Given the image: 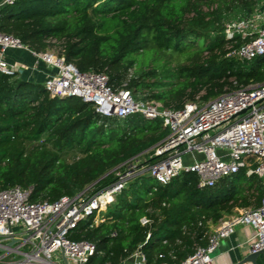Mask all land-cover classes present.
Segmentation results:
<instances>
[{
    "label": "trees",
    "instance_id": "trees-1",
    "mask_svg": "<svg viewBox=\"0 0 264 264\" xmlns=\"http://www.w3.org/2000/svg\"><path fill=\"white\" fill-rule=\"evenodd\" d=\"M263 1L17 0L0 8V31L37 53L59 43L81 72L105 73L114 88L128 83L144 100L181 109L264 83V57L229 56L244 41L227 40L218 24L221 9L251 16ZM162 54L176 56L175 66L172 58L160 62ZM142 56L154 57L155 67L142 68ZM27 77L0 72V190L31 188L33 202L49 203L104 191L117 180V167L168 133L141 115L101 117L94 104L51 97ZM263 197L262 179L244 172L214 187H199L193 173L167 184L139 177L107 207L104 223L83 221L69 237L98 247L87 264H123L139 247L147 264H181L208 245L212 224L260 207Z\"/></svg>",
    "mask_w": 264,
    "mask_h": 264
},
{
    "label": "built area",
    "instance_id": "built-area-1",
    "mask_svg": "<svg viewBox=\"0 0 264 264\" xmlns=\"http://www.w3.org/2000/svg\"><path fill=\"white\" fill-rule=\"evenodd\" d=\"M16 1L3 0L0 8ZM263 23L264 10L228 24L225 38L240 37L244 41L229 56L242 61L264 57ZM10 49L26 50L37 64H45L48 78L43 86L51 97L92 103L101 117L124 120L141 115L147 120H159L168 133L149 151L117 167V180L104 191H84L49 203L33 202L31 188L0 190V264H87L91 257L100 254L98 247L72 240L70 234L83 221L93 219L92 225L104 223L107 207L139 177L167 184L182 174L193 173L199 178V187H214L244 172L247 177L262 179L264 188V83L226 92L206 103L188 102L176 109L136 96L128 83L114 88L107 74L81 72L63 56L50 50L34 52L19 39L0 31V72L4 74L27 69L24 64L7 61L5 52ZM133 76L131 71L129 81ZM155 158L158 160L152 162ZM149 223L147 218L142 219L143 225ZM239 225L251 229L247 238L250 254L264 251V197L260 207L245 208L221 220L208 245L198 247L181 264H216L212 254ZM129 260L130 264H147L141 247Z\"/></svg>",
    "mask_w": 264,
    "mask_h": 264
},
{
    "label": "crops",
    "instance_id": "crops-1",
    "mask_svg": "<svg viewBox=\"0 0 264 264\" xmlns=\"http://www.w3.org/2000/svg\"><path fill=\"white\" fill-rule=\"evenodd\" d=\"M3 0H0V3ZM264 10V1L259 5L256 11ZM255 15V13L253 14ZM260 26V25H259ZM264 26V23L261 24ZM28 51L26 50H18V49H10L5 52V57L9 63L19 62L21 64L26 65L27 69L20 74H28V79L40 80L41 83L44 82L48 78V74L46 72L45 64L40 63L37 64V61L34 56H27ZM30 53V52H29ZM34 67H37V70H33ZM245 208L235 210L232 214H237L241 210ZM231 216V215H229ZM228 217V216H227ZM226 218V217H225ZM220 222L211 228V233L215 232L218 228ZM251 233V229L246 226L239 225L236 227L235 233L229 238L223 239L220 242L218 249L212 254L213 258L216 261V264H238L242 262L249 252V246L247 244V238ZM123 264H130V260L128 259ZM251 264V263H245ZM257 264H264V253L261 254L257 259Z\"/></svg>",
    "mask_w": 264,
    "mask_h": 264
},
{
    "label": "rangeland",
    "instance_id": "rangeland-1",
    "mask_svg": "<svg viewBox=\"0 0 264 264\" xmlns=\"http://www.w3.org/2000/svg\"><path fill=\"white\" fill-rule=\"evenodd\" d=\"M220 10V9H219ZM243 12L239 9V8H235L232 12H228L226 9H221L219 14H218V21H219V25H222V28L225 29V27L228 24H231L232 22L238 20L239 18L243 17L244 14H242ZM223 35H224V30H223ZM61 50H62V45H60L59 43L53 42V46L50 50V52L55 53L57 56L62 57L61 55ZM29 57H31V53H27ZM169 58H172V66H175V64L177 63V59L176 56L170 57L169 54H162L161 56H159V59H161L160 62L165 63ZM141 61L143 63H145L144 66H142V68H145V70H150L152 67H155V58L152 56H142L141 57ZM145 93H149L148 91H145ZM140 95H138L139 97ZM140 97H143V95H141ZM190 156V155H188ZM198 158H202V155H197ZM247 182H250V180H248ZM246 182V183H247ZM146 188V187H145ZM144 188V189H145ZM106 217L107 215V209L106 211L103 213ZM211 228H213V224L211 225Z\"/></svg>",
    "mask_w": 264,
    "mask_h": 264
},
{
    "label": "water",
    "instance_id": "water-1",
    "mask_svg": "<svg viewBox=\"0 0 264 264\" xmlns=\"http://www.w3.org/2000/svg\"><path fill=\"white\" fill-rule=\"evenodd\" d=\"M19 73H23L22 70H19ZM264 251L259 252V253H254V254H248L247 257L240 263L238 264H245V263H251V264H257V259L258 257L263 254Z\"/></svg>",
    "mask_w": 264,
    "mask_h": 264
}]
</instances>
